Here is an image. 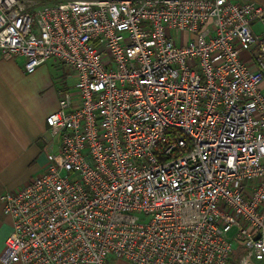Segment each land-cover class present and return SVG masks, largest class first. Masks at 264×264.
<instances>
[{"label":"built area","instance_id":"1","mask_svg":"<svg viewBox=\"0 0 264 264\" xmlns=\"http://www.w3.org/2000/svg\"><path fill=\"white\" fill-rule=\"evenodd\" d=\"M0 54L75 79L43 171L0 197L2 264H264L263 7L0 0Z\"/></svg>","mask_w":264,"mask_h":264},{"label":"crops","instance_id":"2","mask_svg":"<svg viewBox=\"0 0 264 264\" xmlns=\"http://www.w3.org/2000/svg\"><path fill=\"white\" fill-rule=\"evenodd\" d=\"M231 1L251 2L264 8V0ZM261 24L255 21L251 25L257 37L263 33ZM241 59L251 69L256 68L253 50L242 51ZM23 65V59H6L0 54V197L28 185L43 171L48 155L46 140L53 139L46 119L58 110L61 97L73 88L75 81L72 71H66L67 66L57 60L47 62L29 75L24 73ZM260 89L264 93V81ZM12 231V219L4 213L0 201V259Z\"/></svg>","mask_w":264,"mask_h":264},{"label":"rangeland","instance_id":"3","mask_svg":"<svg viewBox=\"0 0 264 264\" xmlns=\"http://www.w3.org/2000/svg\"><path fill=\"white\" fill-rule=\"evenodd\" d=\"M66 68V71H68V72H71V69L70 68H68V67H65ZM65 71V70H64ZM73 84V82L71 81V85ZM74 84H75V81H74ZM46 148H47V152H49V142L46 140ZM233 234V232L230 234V235H232ZM236 257L234 258H232V260L229 262V264H237L236 263ZM109 264H118V261L117 260H111L110 262H109Z\"/></svg>","mask_w":264,"mask_h":264},{"label":"trees","instance_id":"4","mask_svg":"<svg viewBox=\"0 0 264 264\" xmlns=\"http://www.w3.org/2000/svg\"><path fill=\"white\" fill-rule=\"evenodd\" d=\"M243 253H244V251H243V249H241V248H238V249L235 250L234 258H235V257L237 258V259H236V263H237V264L239 263V260H240L241 256L243 255Z\"/></svg>","mask_w":264,"mask_h":264},{"label":"bare ground","instance_id":"5","mask_svg":"<svg viewBox=\"0 0 264 264\" xmlns=\"http://www.w3.org/2000/svg\"><path fill=\"white\" fill-rule=\"evenodd\" d=\"M262 25V24H261ZM263 26V25H262Z\"/></svg>","mask_w":264,"mask_h":264}]
</instances>
